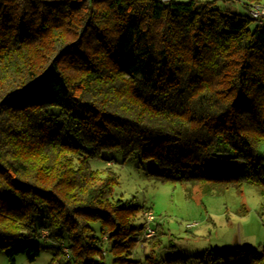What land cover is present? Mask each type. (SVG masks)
<instances>
[{
    "label": "trees",
    "instance_id": "16d2710c",
    "mask_svg": "<svg viewBox=\"0 0 264 264\" xmlns=\"http://www.w3.org/2000/svg\"><path fill=\"white\" fill-rule=\"evenodd\" d=\"M240 1L248 15L216 1L0 0L9 264L36 259V238L58 244V264H141L151 208L115 197L117 173L91 165L106 152L155 161L162 181L264 191V24L250 14L264 0ZM213 253L203 264H264V245Z\"/></svg>",
    "mask_w": 264,
    "mask_h": 264
},
{
    "label": "rangeland",
    "instance_id": "374dc122",
    "mask_svg": "<svg viewBox=\"0 0 264 264\" xmlns=\"http://www.w3.org/2000/svg\"><path fill=\"white\" fill-rule=\"evenodd\" d=\"M197 1H216L222 10L249 14L240 0ZM259 149L264 156V143ZM91 165L94 169L110 166L117 173L116 198L151 208L156 234L141 238L132 254L141 264H169L167 259L174 256L187 258L188 264H203L200 257L208 252L214 256L217 250L228 252L241 247L259 250L264 245V191L257 184L243 183L238 190L232 186L162 181L154 176L155 161H143L138 156L125 160L121 152H106L104 159H92ZM94 228L100 235V225L95 223ZM33 242L42 245L41 254L34 260L17 255L16 264L53 261L58 264V260H63L62 255H54L59 247L57 243L45 238H36ZM114 258L109 253L103 262L116 264ZM0 264H9L4 252L0 253Z\"/></svg>",
    "mask_w": 264,
    "mask_h": 264
},
{
    "label": "built area",
    "instance_id": "2783aa9c",
    "mask_svg": "<svg viewBox=\"0 0 264 264\" xmlns=\"http://www.w3.org/2000/svg\"><path fill=\"white\" fill-rule=\"evenodd\" d=\"M250 14L253 17H255L260 24H264V4L257 3V4L251 5ZM144 215H145L146 223H145V228L143 230V233L140 236V239L150 238L156 234V229L153 226L155 217H154L152 210L145 211Z\"/></svg>",
    "mask_w": 264,
    "mask_h": 264
}]
</instances>
